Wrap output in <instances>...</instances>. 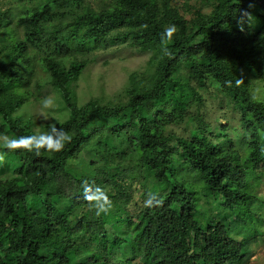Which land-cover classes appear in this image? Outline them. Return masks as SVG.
<instances>
[{"label":"trees","instance_id":"16d2710c","mask_svg":"<svg viewBox=\"0 0 264 264\" xmlns=\"http://www.w3.org/2000/svg\"><path fill=\"white\" fill-rule=\"evenodd\" d=\"M20 1L31 6L0 10V135L35 136L13 114L31 101L38 61L66 110L47 133L70 139L38 153L1 145L0 172L11 175L0 178V264H246L263 234L252 207L264 102L250 77L264 80V0H210L188 18L172 0ZM112 45L150 53V73L130 76L123 101L79 105L84 53ZM209 87L239 114L242 157L204 124L172 129L194 119L192 101ZM84 180L111 198L108 213L83 198Z\"/></svg>","mask_w":264,"mask_h":264},{"label":"rangeland","instance_id":"374dc122","mask_svg":"<svg viewBox=\"0 0 264 264\" xmlns=\"http://www.w3.org/2000/svg\"><path fill=\"white\" fill-rule=\"evenodd\" d=\"M172 3L187 18L190 17V13L197 10L204 13L211 10L210 0H172ZM91 5L97 9L101 3L92 1ZM25 6L29 8L31 4L20 0H0L1 11L12 10V12L17 13L24 10ZM18 34L22 38L21 29H19ZM84 54L88 58V63L73 85L76 101L79 105L91 100L104 104L123 101L125 99L124 91L129 85L130 76L135 74L136 78H143L151 71L148 66L150 53L140 52L125 45L100 47ZM78 58L80 60L86 59L83 56H78ZM48 81L46 72L40 62L36 61L35 76L29 87L31 101L13 114L15 117L24 118L26 122L30 121L35 136L47 133L46 125L62 122L66 118L63 102L57 91L49 86ZM250 83L254 95L264 102V80H254L250 77ZM198 91L201 100H193L190 108V115L194 119L172 126L173 131L176 135L186 136L189 128L199 123L204 124L214 134H218V139H222L224 135L229 137L238 154L241 157L244 156L245 144L240 137L241 124L238 112L231 104H228L227 99L217 94L212 87H209L208 90ZM45 99L52 101L47 108L42 107ZM0 122H2L1 119ZM7 144H9L8 138L0 135V147ZM83 157L87 161L89 160L88 156L83 155ZM10 175L7 171L0 172V178ZM255 184L257 200L252 209L262 222L260 229L263 234L257 237L255 243H250L251 254L246 264H264V173L258 177ZM134 188H138V185H135ZM133 201L140 202L136 193L133 194ZM234 237L241 240V236Z\"/></svg>","mask_w":264,"mask_h":264},{"label":"clouds","instance_id":"9594fccd","mask_svg":"<svg viewBox=\"0 0 264 264\" xmlns=\"http://www.w3.org/2000/svg\"><path fill=\"white\" fill-rule=\"evenodd\" d=\"M176 31L175 25L166 27L161 33V40L166 41L170 39L173 33ZM167 51V49H165ZM52 101L50 99H45L43 101L42 107L47 108ZM53 132H56V127L51 128ZM70 139L68 135L60 129L56 135L48 133H42L39 136L20 137L18 139H12L9 141V147H27L29 150H35L37 153L41 148H45L50 151H60L64 147V143ZM83 184V198L90 202V207H92L97 216L106 214L110 211L112 207V200L108 194L95 182H89L88 180L82 181ZM151 195V194H150ZM153 203L151 198L145 201L146 206L150 207Z\"/></svg>","mask_w":264,"mask_h":264}]
</instances>
